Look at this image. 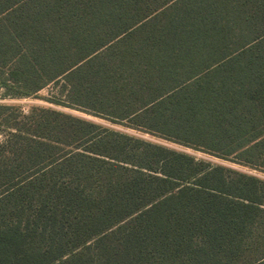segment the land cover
<instances>
[{
    "label": "trees",
    "instance_id": "16d2710c",
    "mask_svg": "<svg viewBox=\"0 0 264 264\" xmlns=\"http://www.w3.org/2000/svg\"><path fill=\"white\" fill-rule=\"evenodd\" d=\"M0 86L264 171V0H0ZM0 264H264V180L0 106Z\"/></svg>",
    "mask_w": 264,
    "mask_h": 264
},
{
    "label": "rangeland",
    "instance_id": "374dc122",
    "mask_svg": "<svg viewBox=\"0 0 264 264\" xmlns=\"http://www.w3.org/2000/svg\"><path fill=\"white\" fill-rule=\"evenodd\" d=\"M55 92H56V90H55L54 86H50V87L46 88L45 90L41 91L40 93H38V95H36L34 97L14 98V97H9L6 94H4V96H2L0 98V106H13V107L19 108L24 114H29L33 108H50V109H54L57 111L65 112L68 114H72L74 116H78L80 118H84V119L93 121L97 124H100L104 127L110 128L112 130L127 133L129 135H133V136L145 139L147 141L168 147V148L176 150V151L185 152L187 154L194 156L199 161H205V162L210 163L212 165H220V166H224L227 168H231L233 170H236V171L248 174V175H252V176H255L261 180H264V171L255 170V169H251V168L246 167V166H242V165H238V164H235L232 162H228V161H225L223 159L211 156L209 154H205V153H202V152L190 149V148H185L183 146H179V145L164 141L162 139L153 137V136L148 135V134H143V133L131 130V129H127L124 126L110 123L108 121H105V120L100 119V118H96L94 116L85 114V113L80 112V111L64 108L61 106H56V105H53V104L47 102L46 101L47 98H51V96Z\"/></svg>",
    "mask_w": 264,
    "mask_h": 264
},
{
    "label": "built area",
    "instance_id": "2783aa9c",
    "mask_svg": "<svg viewBox=\"0 0 264 264\" xmlns=\"http://www.w3.org/2000/svg\"><path fill=\"white\" fill-rule=\"evenodd\" d=\"M4 94H5V90H4L3 87L0 86V98H1L2 96H4Z\"/></svg>",
    "mask_w": 264,
    "mask_h": 264
}]
</instances>
